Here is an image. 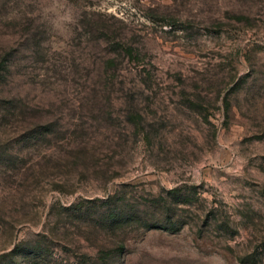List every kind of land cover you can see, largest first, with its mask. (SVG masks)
<instances>
[{
  "label": "rangeland",
  "instance_id": "obj_1",
  "mask_svg": "<svg viewBox=\"0 0 264 264\" xmlns=\"http://www.w3.org/2000/svg\"><path fill=\"white\" fill-rule=\"evenodd\" d=\"M91 17L143 62L111 54L133 98L98 111ZM2 52L0 95L57 131L0 114V264H264V0H0Z\"/></svg>",
  "mask_w": 264,
  "mask_h": 264
},
{
  "label": "trees",
  "instance_id": "obj_2",
  "mask_svg": "<svg viewBox=\"0 0 264 264\" xmlns=\"http://www.w3.org/2000/svg\"><path fill=\"white\" fill-rule=\"evenodd\" d=\"M88 26L90 28V31L96 33L97 39L103 41L107 46H109L107 50L108 54L99 58L101 69H99L98 72L94 71L96 75L92 77L87 76L90 73V71H87V73L85 74V81L81 85L83 86L85 85V83H87L86 81H92V79L98 77V82H101V85H99L100 90L93 88V91L95 92L92 94V100L97 103L96 108L90 106L92 107V109H90L89 107L91 111H98L97 107L100 106L102 102L106 103L108 106L112 105L114 99L113 94H116V97H119L120 92L125 93L126 95L128 94L129 98L131 99L133 98V95L130 92V87H126V83H129L130 81L125 80V77L127 75L124 77V79L120 77V70L124 69L118 66V64L116 63L117 57L111 54L116 53V55H118L119 57L123 59L125 58L128 63L133 64L132 68L136 71L137 69L138 71L140 70L139 66H142L143 62L140 56L139 49L137 46H135L133 40H129L124 34L114 30L111 25L107 24L105 21L101 20L100 18L95 19L94 17H91ZM9 57L11 56L8 52H2V54L0 53V86L6 81V75H8V72L10 71L11 58ZM126 69L127 68H125V72L129 74V69ZM102 86L103 88H101ZM41 112L42 110L39 107L26 105L19 98L0 95V114H9L17 118L24 113H28L27 120L30 122V125H32V127H28L27 130L29 137L36 138L38 133L40 134V136L47 139L48 136H52L57 131L54 123H52L50 120H44ZM126 112L127 113H125V121L128 124L133 123L138 126L140 124V120L142 119V115L140 114V112L134 109L127 110ZM109 113L110 112H108V114ZM184 204L187 203L184 202ZM171 210L172 208H166L164 210V213L163 211L162 213H160V215L163 217V220L148 223L146 224V228H165L171 231L180 229L181 224L178 222V220H172V218H175V216L172 214ZM120 214L122 215L123 211H110L109 215L111 216V219L109 220V223L111 226L115 225L114 223L117 222ZM136 218H138L139 220L143 219L140 214H137ZM116 248L119 262H122V256L124 253L123 243H119Z\"/></svg>",
  "mask_w": 264,
  "mask_h": 264
}]
</instances>
